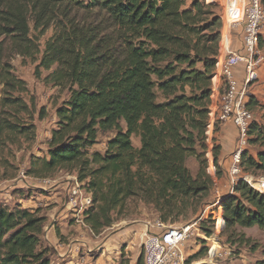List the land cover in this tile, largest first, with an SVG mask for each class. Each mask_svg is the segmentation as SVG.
I'll use <instances>...</instances> for the list:
<instances>
[{
  "label": "trees",
  "instance_id": "obj_1",
  "mask_svg": "<svg viewBox=\"0 0 264 264\" xmlns=\"http://www.w3.org/2000/svg\"><path fill=\"white\" fill-rule=\"evenodd\" d=\"M222 29L214 5L200 0L190 7L186 0H0V170L13 169L10 176L0 173V182L18 178L13 148L22 151L37 138V109L23 98L28 88L11 59L35 60L41 39L53 30L37 71H51L50 82L70 97L56 111L49 158L32 156L25 175L76 173L92 195L86 223L94 233L111 227L131 199L152 206L166 225L198 221L214 188L206 132ZM247 107L264 112L253 97ZM256 122L249 147H259L258 155L243 153V172H264V126ZM221 127L217 123L214 133ZM107 134L113 137L105 153L94 151ZM213 143L219 183L226 171L222 146L216 137ZM189 159L198 162L195 176ZM222 206L226 232L264 230V193L244 180L223 196ZM45 223L37 212L0 204V264H51L42 244ZM206 224L200 228L210 236Z\"/></svg>",
  "mask_w": 264,
  "mask_h": 264
},
{
  "label": "rangeland",
  "instance_id": "obj_2",
  "mask_svg": "<svg viewBox=\"0 0 264 264\" xmlns=\"http://www.w3.org/2000/svg\"><path fill=\"white\" fill-rule=\"evenodd\" d=\"M194 1L195 0H186L187 7H190ZM200 1L207 4V0ZM212 3L216 12L221 17L222 7L214 2ZM31 27L33 28V25H31ZM33 34L32 30L31 35ZM52 34L53 30H49L41 39V55L35 60L24 59L20 56H14L11 59V65L13 66L15 76L25 81L28 88V93L24 94L23 98L28 103L33 101L37 109L34 118L37 136L35 142L30 145V147L25 146L22 151H17L16 148H13L15 159L11 158L10 161L13 167L18 169V177L26 176V171L31 166L32 156L46 159L49 158L48 142L51 138L52 131L56 129L58 121L56 111L67 102L70 97L67 89L57 87L50 82L48 76L51 74V71L49 72L44 69H41L40 72L37 71V66L40 63L46 41ZM240 38V29L237 28L233 30L232 39L234 45L239 46ZM260 48L264 53V35H262L261 38ZM261 73L260 80L251 90V97H253L259 105H261L260 103H264V66L262 67ZM2 90L3 86L0 84V100L2 97ZM161 100L162 98L160 97V101ZM41 109H44L45 111L44 119L39 118V112ZM251 111L257 120L256 123L264 126L263 111L260 110L259 107H256ZM112 137L113 134L100 135L99 144L94 148V151L105 153L108 139ZM133 144L137 147L139 145V139L134 137ZM251 148L252 147H248L249 151L254 155H258L257 148L259 149V147L256 146L254 149ZM187 165L195 176L199 169L198 162L195 159H189ZM228 166L225 174H227ZM4 171L10 176L13 169L11 167L3 168V170H0V173H3ZM75 174L76 173L74 172L68 173L66 171H60L50 175L46 179H39L49 180L47 184L43 183L45 187L40 190H34L35 188L29 189L25 187L23 183H21L22 188L11 190L13 187H16L13 186L11 188L10 183L12 181H1L0 204L7 206L8 209L20 206L22 209L28 210L26 207H23L24 204H19L18 200L21 199V197L28 198L29 196L37 194L38 198L39 196H44L45 199H49L57 196V202L52 203L45 200L48 206L37 207L36 210L32 211L37 212L38 216L46 218L42 244L43 247H49L50 249L49 257L51 259V264H138L139 259L143 256V243L147 236V232L149 230L153 233L158 232L155 227L157 213L154 208L152 206H146L138 200L131 199L127 202L122 213L114 216L115 221L111 227L103 229L100 233H94L86 223V218L88 216L83 219L84 224L78 223L75 218V211L71 206L65 205L67 187L74 183V178L72 177H74ZM244 174L248 176L250 182L248 184L251 187H258L260 189V186L264 184V172L244 171ZM224 176L223 179L219 181V187L223 193L224 191L226 193L229 184L228 178ZM75 177L77 178V174ZM23 180L26 181L25 179ZM64 181L66 187H60V185L64 184ZM8 190H11L10 196L6 193ZM215 192L214 187L208 200V205L204 209H208V214L214 209L211 206L215 202ZM53 222L55 223V227L52 226ZM194 223L195 222L192 221L191 223L166 226L171 228H181ZM205 223H207V227L212 228L211 223ZM199 227H201V224ZM201 233H203L201 228L200 233L195 229L192 231V236L184 246V264H206L205 262L208 257V242L203 238ZM244 236L245 239L243 238ZM246 239L249 240L247 241ZM55 241L59 242L55 243H58L56 247L59 244L63 245V252H58L56 250L57 248L54 245ZM222 245L231 250V255L217 260V264H258L264 262V230L257 227L250 229L238 228L233 233L224 231L222 234ZM72 247L76 248L74 250V252H76L75 254L71 252L73 249ZM203 249H207L206 256L193 259L194 256Z\"/></svg>",
  "mask_w": 264,
  "mask_h": 264
},
{
  "label": "built area",
  "instance_id": "obj_3",
  "mask_svg": "<svg viewBox=\"0 0 264 264\" xmlns=\"http://www.w3.org/2000/svg\"><path fill=\"white\" fill-rule=\"evenodd\" d=\"M212 2L222 7L223 20L222 38L213 77L210 120L206 132L208 172L213 178L216 191L215 202L211 206L214 209L209 214L206 209L198 221L181 228L168 227L158 219L155 224L158 232L149 230L143 243L144 264H184V246L192 236V231L195 229L200 233V224L208 221L212 224V234L208 236L204 232L201 233L208 242V257L205 263L217 264V260L231 255V250L222 245V234L226 228L222 206L225 194L220 190L212 157L213 139L216 135L214 129L217 123H233L238 134L227 169L228 194L234 193V187L241 180L250 183L242 170L241 160L243 153L248 150L250 132L256 121L247 104L251 98L252 87L260 80L264 66V53L260 48L264 35V0H207V4H213ZM237 28L241 31L239 46L234 45L232 39V31ZM253 188L264 193V184L260 189ZM65 205L72 207L77 222L81 224H84L83 219L94 206L92 195L77 178L67 187Z\"/></svg>",
  "mask_w": 264,
  "mask_h": 264
},
{
  "label": "crops",
  "instance_id": "obj_4",
  "mask_svg": "<svg viewBox=\"0 0 264 264\" xmlns=\"http://www.w3.org/2000/svg\"><path fill=\"white\" fill-rule=\"evenodd\" d=\"M261 72H262V70H261ZM260 104L262 106H264V103H260ZM215 137H216L217 141L220 143V145L222 146V153H221V157H220V164H221L223 170L226 171V168H227L228 164L230 163V156H231L232 152L234 151L235 146H236V143H237V138H238L237 130H236L235 126L233 125V123L227 122L224 125H222L220 131L215 135ZM254 148H256V146H253L251 149H254ZM258 151H259V149L257 148V152ZM251 154L253 156H255V157L257 156V155H254L253 153H251ZM75 176H76V174H75ZM75 176L72 177V178L75 179L76 178ZM224 177L228 178L227 177V174H225ZM23 179H25L26 181H24ZM11 181H12L10 183L11 184V188L13 186H16V187H13L11 190H14L16 188H22L21 183H23L25 185V187H27L29 189H34L35 188L34 190H37V189L40 190V189H43L45 187L44 184H47L49 180H39V179L29 178V177H26V176H23V177L22 176H19L17 179L11 180ZM65 184L66 183L64 181V184L60 185V187H62V186H65L66 187ZM228 184H229V181H228ZM60 187H58V188H60ZM11 190H8L6 192L7 195L10 196V191ZM228 193H229V186H228V190L226 191V193L224 191V194H228ZM45 200H47V202L55 203V202H57L56 201L57 200V196H54L53 198L45 199L44 196H39V198H38V195L35 194L34 196H29L28 198L21 197V199H19L18 202H19V204H24L23 207H26L29 211H34V210L37 209V207L48 206L46 204V201ZM157 220H158V215H157ZM54 222L52 223V226H54V224L56 223V222L55 223ZM56 242H58V241H55L54 242L55 247L59 243L58 242L57 244H55ZM62 247H63V245L62 244H59L56 247L57 248L56 250L58 252H63ZM72 248H71L72 249L71 252H73L75 254L76 252H74V250L76 248L75 247H72ZM59 256H61V255H59Z\"/></svg>",
  "mask_w": 264,
  "mask_h": 264
}]
</instances>
